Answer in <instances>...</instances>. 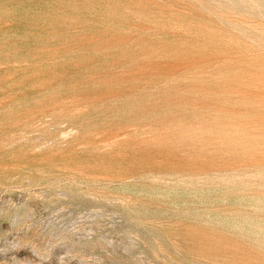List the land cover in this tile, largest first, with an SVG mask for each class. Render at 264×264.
<instances>
[{
  "label": "rangeland",
  "instance_id": "1",
  "mask_svg": "<svg viewBox=\"0 0 264 264\" xmlns=\"http://www.w3.org/2000/svg\"><path fill=\"white\" fill-rule=\"evenodd\" d=\"M0 264H264V0H0Z\"/></svg>",
  "mask_w": 264,
  "mask_h": 264
}]
</instances>
